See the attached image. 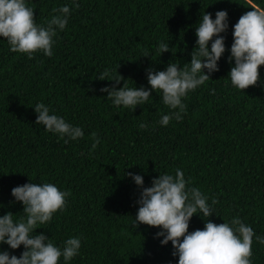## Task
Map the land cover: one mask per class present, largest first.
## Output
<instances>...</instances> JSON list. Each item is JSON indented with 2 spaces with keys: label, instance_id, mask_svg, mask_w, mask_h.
<instances>
[{
  "label": "trees",
  "instance_id": "trees-1",
  "mask_svg": "<svg viewBox=\"0 0 264 264\" xmlns=\"http://www.w3.org/2000/svg\"><path fill=\"white\" fill-rule=\"evenodd\" d=\"M77 2L80 7L73 8L65 29L54 38L51 57L11 52L0 37V215L11 211L14 220L24 216L22 203L11 195L13 187L54 183L71 193L68 204L36 232L58 246L79 236V255L68 264H177L171 242L161 245L163 237H155L159 228L131 227L141 189L125 173L143 175L148 187L159 173L174 175L180 168L193 187L218 198V216L209 219L223 223L239 215L264 237V84L244 92L227 76L232 25L252 5L264 8V0ZM26 3L35 9L36 22L43 23L54 8L71 5V0ZM218 10L228 12L229 28L221 34L226 51L212 79L184 98L187 111L181 121L157 123L172 111L160 93L153 91L133 111L116 107L100 91L114 83L97 78L105 69L124 78L118 87L123 82L150 87L145 71L150 65L164 70L169 62L189 63L201 13L210 12L215 19ZM160 42H169L175 56L171 51L160 56ZM146 51L151 56H142ZM259 71L264 82V66ZM38 102L49 106L50 114L82 127L84 137L65 143L66 137L35 124ZM141 122L148 128H139ZM92 132L100 138L94 151ZM203 227L204 220L194 214L189 231ZM253 240L252 264H264V244ZM0 248L17 256L24 251L23 245Z\"/></svg>",
  "mask_w": 264,
  "mask_h": 264
},
{
  "label": "clouds",
  "instance_id": "clouds-1",
  "mask_svg": "<svg viewBox=\"0 0 264 264\" xmlns=\"http://www.w3.org/2000/svg\"><path fill=\"white\" fill-rule=\"evenodd\" d=\"M79 7L77 0H71V5L54 8L49 19L37 23L35 9L28 6L26 0H0V37L7 41L11 52L28 58L38 52L51 57L56 43L54 38L58 31L65 29L73 8ZM250 9L232 25L233 41L228 57L232 66L227 76L233 87L244 92L250 86L264 84L259 71L264 66V8L252 5ZM228 28L226 10L216 11L215 19L212 13L205 11L201 13L198 27H195L197 39L189 63L181 67L169 62L164 70H156L150 65L145 69L150 87H128L125 82L118 87L124 78L120 74L112 77L110 70L105 69L97 78L114 83L100 91L107 93L106 97L116 107L123 106L133 111L149 101L153 91L160 93L163 104L172 111L162 115L157 123L167 126L173 119L181 121L187 111L184 98L212 79L213 72L219 71L217 62L226 51L225 37L221 34ZM169 51L175 56L176 51L173 52L169 42L159 43L157 52L160 56ZM142 56L151 55L146 51ZM33 108L37 114L35 124L45 126L47 131L58 134L61 139L66 137L65 143L84 137L82 127L68 123L60 115L50 114V107L43 102L36 103ZM139 128L147 129L148 125L141 122ZM90 138L94 151L100 138L95 132ZM125 175L141 189L135 202L139 207L131 227L135 229L144 224L159 228L155 237H163L161 245L171 242V254L178 257L177 264H252L253 238L264 244V237L258 236L239 215L223 220V223L209 219L213 214L217 215L215 205L219 203L218 198L209 197L200 188L193 187L191 179H186L180 168L174 175L159 173L148 187L144 186L143 175L132 172ZM11 195L15 202L22 203L24 216L14 220L11 211L0 215V245L6 244L11 249L23 245L24 251L17 256L0 248V264H60L61 258L64 264H68L79 255V236L69 237L58 246L50 236L36 232L39 225L50 223L55 213L66 208L70 192L62 191L50 182H28L13 187ZM194 214L204 220V227L190 232Z\"/></svg>",
  "mask_w": 264,
  "mask_h": 264
}]
</instances>
